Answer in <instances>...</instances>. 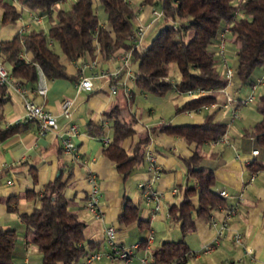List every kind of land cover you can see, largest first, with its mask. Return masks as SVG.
<instances>
[{"label":"trees","instance_id":"obj_1","mask_svg":"<svg viewBox=\"0 0 264 264\" xmlns=\"http://www.w3.org/2000/svg\"><path fill=\"white\" fill-rule=\"evenodd\" d=\"M2 0L1 22H15L23 6L41 14H48L47 32L31 26L17 30L12 36L0 39V57L10 66L13 75L21 82L34 85L39 69L46 77L75 79L68 73L61 55L76 61L98 49L103 55L131 47L134 37V20L137 9L130 0H98L104 17L97 12L94 0H73L69 6H60V0ZM142 3H159L162 23L147 44L139 41L131 49V60L137 61L133 71L134 84L142 91L163 93L170 87L183 90L188 87L219 88L225 84L222 72L216 69V42L225 25L234 43L236 65L234 75L240 84L250 83L251 71L264 62V0H141ZM57 43L61 52L54 48ZM25 52L30 56L26 57ZM178 70L174 82L167 78L168 64ZM7 89L0 83V105ZM218 91L204 93L184 100L177 108L196 107L215 99ZM254 106L258 118L243 129L241 146H252L257 152L246 164L250 169L263 165L264 159V92L258 94ZM214 109L205 113L199 122H159L154 125L166 133L181 136L195 146L215 139L224 131L225 123L214 118ZM112 119V136L104 153L126 177L143 161L146 135H139L129 148L122 145L125 137L134 133V116L128 105L113 102L104 111ZM0 112V140L22 130L26 122L18 120L2 125ZM89 132L100 130V124L87 123ZM244 144V145H243ZM186 179L178 186L179 199L169 203L167 213L177 222L182 233L193 228L195 216L208 218L211 210L223 204L224 198L212 187L215 163H211L198 150L183 159ZM36 178H34V182ZM66 182L61 175L46 182L38 193L34 186L26 189L27 197L37 196L39 205L31 212L22 213L25 232L42 252V264H78L80 258L94 246L84 241L85 220L69 208L70 198L65 194ZM119 220L124 223L138 218V205L128 196L124 198ZM141 223V220L139 221ZM17 239L14 227L0 223V264H18L13 259ZM188 253L183 239H163L154 251L155 264L169 260L181 261Z\"/></svg>","mask_w":264,"mask_h":264},{"label":"crops","instance_id":"obj_2","mask_svg":"<svg viewBox=\"0 0 264 264\" xmlns=\"http://www.w3.org/2000/svg\"><path fill=\"white\" fill-rule=\"evenodd\" d=\"M63 1L60 0L58 3L61 4ZM29 10L27 8L28 23L23 24L25 30L32 22ZM152 12V4L140 2L136 16L137 25L143 24L144 32L156 19ZM142 37L140 41L143 40ZM119 51L103 55L96 49L93 55L86 54L76 61H69L65 55H61L60 59L66 71L76 74L77 77L70 79L44 75L47 85L46 94H33L36 101L44 103L56 114L57 127L53 130L38 133L36 122L23 118V98L16 90H9L3 104L0 105V112L3 115L2 125L6 126L18 120L26 122L22 130L0 140V223L5 227L16 228L17 239L13 249L15 262L42 264V252L25 232L22 219V213L31 212L39 205V199L37 196L27 197L25 191L34 186L40 193L46 182L61 175V179L66 182L64 192L70 198V210L76 212L86 222L84 241L92 240L94 243L90 249H110L104 239V226L107 224L115 226L116 239L119 243L137 244L135 254L129 260L120 257L112 258L103 254L93 264H139L141 256L154 257L153 251L163 239H183L187 244L188 253L178 264H264V159H262L263 165L255 169V176L243 186L250 169L243 163L242 157L250 154L252 146L240 145L242 133L227 134L226 127L230 122L220 120L225 123V139L215 138L216 140L213 141L209 139L195 146L192 141L154 127L159 122L178 123L171 120V111L161 114L156 121H146L139 128L137 135H135V129L132 135L125 137L122 141V145L129 148L139 135L147 136L143 161L136 165L126 177H123L115 162L104 153L103 149L112 136V119L107 117L104 111L113 102L121 101L128 105L135 122L136 108L132 105L136 104L138 95L147 98L153 104L160 102L164 109L168 108L173 101L168 89L163 93H154L142 91L137 87L139 89L137 93L134 89L133 73L120 71L117 76H114L113 72L119 66L117 56ZM215 54L216 60L220 62L219 55ZM25 55L29 57L30 53L25 52ZM81 75H93L92 89H77L76 82ZM114 82L117 83V89L113 92L110 85ZM22 84L30 89L36 85V83L30 85L23 82ZM237 84L234 85L232 82L230 85L234 98L240 97L239 86L242 84ZM126 88L129 89V93H126ZM224 88L226 90L227 85ZM174 89L176 88L173 87ZM217 91L218 94L214 100L222 101L223 93ZM65 97L73 99L69 117L60 112V103ZM179 106H176V109ZM220 107L222 106L207 108L197 105L178 110L186 113L191 110L202 111V116L199 118L197 115H191L193 122H199L207 113L203 111L216 110ZM149 111L154 112V107L151 106ZM230 120L232 119L229 118ZM90 121L93 124H100L101 128L98 132L92 133L87 130V123ZM70 122L77 123L79 130L76 136V155H71L63 149L58 136V133ZM216 144L219 146L215 147ZM201 145L207 148L203 151ZM195 147L206 159L215 163L212 187L217 192L223 189L228 193V196L223 197V204L211 210V215L217 220L220 219L223 215L220 205L234 202L236 200L234 195L240 192L236 211L227 220L221 237L207 251H201L200 246L203 242L210 240L213 233V226L208 218L195 216L193 228L182 233L177 222L173 221L167 213L169 203L179 199L178 186L182 185L186 179L183 159L188 157ZM89 172L94 173L99 186L100 217L94 215L86 206V198L91 187L88 181ZM151 177H154L153 185L159 191L158 209L153 208V201L145 198L139 186L140 181ZM34 178H36L35 182ZM126 196L138 205V218L128 223L119 220ZM233 231L241 235L240 242L232 239ZM150 232L153 237L148 243L146 238ZM82 259L83 256L79 261Z\"/></svg>","mask_w":264,"mask_h":264},{"label":"built area","instance_id":"obj_3","mask_svg":"<svg viewBox=\"0 0 264 264\" xmlns=\"http://www.w3.org/2000/svg\"><path fill=\"white\" fill-rule=\"evenodd\" d=\"M160 14V11H159ZM43 14L35 12L33 10H29V17L30 20L34 24H38L42 20ZM20 31L25 30V25H21L19 27ZM227 31L226 26L224 25L222 29L220 30L216 42V53L219 55V61L223 65L222 69V75L225 78V84L222 87L219 88H204L202 86H195V87H188L183 89L187 94L195 93V96L201 95L204 93H211L214 90H219L223 93V99L222 101H216L214 99L209 100L207 102L201 103L198 105L199 107H207V108H213L216 105L222 106V107H229V114L230 119L237 117V105L238 103H249L254 102V95L253 90L256 87V84L258 83H264V62L261 65V70L258 75H256L254 78H252L250 85V92L246 95L239 97V98H231L227 92L225 91L226 85H231V75H232V68L228 65H226V57L223 53L224 48V42H225V33ZM144 33V26L137 25L134 31V37L133 42L131 44V47L121 49L117 56L119 58V66L118 69L113 72L114 76H117L118 72L125 71L128 74H132L133 71L130 67L131 64V49L134 45H136L142 35ZM104 74V72H103ZM92 76L93 75H81L77 82L76 86L78 90L81 89H92L93 88V82H92ZM0 83L5 85L7 89V93L9 90H16L18 91L23 98V104H22V116L23 118L32 119L37 124V130L38 133H44L48 130H53L57 127V120H56V114L51 111L44 103L38 102L34 98L33 93H39L42 95H45L47 92V85L44 80V74L39 69V75L38 80L36 82V85L34 88H27L25 85L22 84L19 78L15 77L11 71L10 66L0 57ZM240 83V82H239ZM111 91H116L117 89V83H111L110 85ZM126 93H129V89H125ZM73 99L71 97H65L62 99L60 103V112L69 117L71 115L70 106L72 104ZM78 125L75 122H70L68 125L58 133L61 145L63 149L66 152H69L71 155H76V136L78 135ZM220 138H226L225 137V131H223L219 137ZM216 139H212L216 140ZM257 152L256 148H252L250 150V154L243 156V163L247 164L249 160L251 159V156ZM150 158L152 159V156L150 155ZM256 170H250L247 178L245 179V182L243 183V186L250 182V180L255 176ZM153 179L154 177H151L147 180L140 181L139 186L142 188L143 194L146 199L153 201V208L158 209L159 208V191L154 187L153 185ZM88 181L91 185L90 190L88 192V196L86 198V206L87 208L97 217L101 216V209L98 204V195H99V186L96 182L95 175L93 172H89L88 174ZM218 194L221 197L228 196V193L221 189L218 191ZM236 200L228 205H220V208L223 211V215L220 219L214 218L211 213L208 216L209 222H211L213 226V233L210 238V240L205 241L201 244L200 250L201 251H207L213 245L218 241V239L221 237V235L224 232V229L227 225V220L230 218V216L236 211L237 206V199L240 196V192L235 194ZM153 234L152 232L148 233L147 235V242L149 243L152 240ZM232 239L235 242L241 241V235L237 231H233L231 234ZM104 239L106 243L109 245V250H103L99 248L90 249L87 251L86 254L83 255V259L79 261L78 264H93L95 260L99 259L103 254H107L112 258L120 257L124 258L126 260H129L133 257L135 254V247L137 244H131V245H124L117 241L116 239V229L113 224H107L104 226ZM180 261L172 259L166 262V264H178ZM139 264H155L154 257L153 256H141L139 257Z\"/></svg>","mask_w":264,"mask_h":264},{"label":"rangeland","instance_id":"obj_4","mask_svg":"<svg viewBox=\"0 0 264 264\" xmlns=\"http://www.w3.org/2000/svg\"><path fill=\"white\" fill-rule=\"evenodd\" d=\"M73 0H64L63 2H61V4L56 3L54 5V10L52 12V15H55V10L60 7V6H69L70 2ZM133 6L138 9L141 0H131ZM14 2L20 6V2L18 0H14ZM94 4L97 6V12L100 15L101 18L104 17V13L103 10L101 8V6L98 4V0H94ZM153 7V12L152 14L154 15V18L156 17L155 21L153 22V24L147 28L145 30V35L143 33V40L142 43L147 44L150 42L151 38L155 35V33L157 32L159 25L162 23V20L159 16V11H160V7H159V3H155L152 4ZM1 11H2V0H0V39L3 38H8L10 37L12 34H14L16 32V30L23 24H25L28 18V11L27 8L24 6L22 7V14L20 16L17 17V19L15 20V22H8V23H2L1 22ZM137 17L134 20V26L136 27L137 25ZM49 23H50V17L48 14H43L42 16V20L40 23L38 24H33V22H31L28 26V28L30 26H35L38 28H43L44 31L47 32L48 27H49ZM142 26H144L143 24H141ZM225 42H224V48H223V53L225 54L226 57V65L230 66L232 68V72L234 70V67L236 65V56L234 54V43L230 40V34L228 31H226L225 35ZM54 48L58 51L61 52L59 46L57 43H54ZM216 69L220 72H222L223 66L221 65L220 62L215 63ZM130 67L132 69V71H134L137 67V61H132L131 60V64ZM261 70V66H256L255 68H253V70L251 71V77L254 78L256 75H258L260 73ZM178 70L175 67V65L170 62L168 64V75L167 78L169 80H171L172 82L176 81L178 79ZM231 80L234 83V85H236L237 83L239 84V81L237 80V78L234 75V72L231 75ZM237 84V85H238ZM231 86L227 85L226 88V92L227 94L231 97L234 98V96L231 94V90H230ZM135 91L137 93H139V89L135 86L134 87ZM168 90L170 91V95L173 99L172 103L169 105L168 108H163L161 103H155L153 104L152 102H150L147 98H143L141 96H137V102L136 104L132 105L133 108H136L135 113H136V117L137 120L134 122V127L136 129L135 135H137V133L139 132V128L142 126L143 123L147 122H153L157 120V117L160 116L161 114H166V112H170L171 115V120H173V122H178V123H183V122H193L192 121V116L193 115H197V118H199L200 116H202V111H194L191 110L189 113H186L185 111L182 110H178L176 109V106L181 105L180 103H182L184 100L194 97L195 93L192 94H187L184 90H173V86L168 88ZM250 92V85L249 83H244L242 85L239 86V95L240 97L246 95L247 93ZM264 92V83H258L256 84V87L253 90V95H254V100L256 99V97L258 96V94ZM153 106L155 111L154 112H150L149 109L150 107ZM210 111V109H206L204 112H208ZM237 117L233 118L232 120L229 121V107L227 108H218L215 110V117L218 120H224V121H228L230 122L227 125V134H233V135H239L240 133H242L243 129L246 127H249L259 116L258 111L256 110L254 103L253 102H249V103H245V104H239L237 106ZM192 115V116H191ZM198 120V119H197ZM195 122V121H194ZM240 131V132H239ZM219 146L218 144L215 145V147ZM207 146L205 145H201V149L204 151V149H206ZM178 196V195H177Z\"/></svg>","mask_w":264,"mask_h":264}]
</instances>
